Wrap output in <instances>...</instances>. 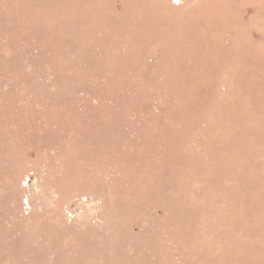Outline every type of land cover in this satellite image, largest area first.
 I'll return each instance as SVG.
<instances>
[{
	"label": "rangeland",
	"instance_id": "374dc122",
	"mask_svg": "<svg viewBox=\"0 0 264 264\" xmlns=\"http://www.w3.org/2000/svg\"><path fill=\"white\" fill-rule=\"evenodd\" d=\"M0 264H264V0H0Z\"/></svg>",
	"mask_w": 264,
	"mask_h": 264
}]
</instances>
